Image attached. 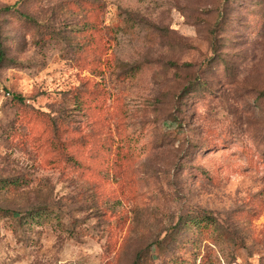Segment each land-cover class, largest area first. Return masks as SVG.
<instances>
[{"label": "rangeland", "instance_id": "obj_1", "mask_svg": "<svg viewBox=\"0 0 264 264\" xmlns=\"http://www.w3.org/2000/svg\"><path fill=\"white\" fill-rule=\"evenodd\" d=\"M0 55V264H264V0H0Z\"/></svg>", "mask_w": 264, "mask_h": 264}, {"label": "trees", "instance_id": "obj_2", "mask_svg": "<svg viewBox=\"0 0 264 264\" xmlns=\"http://www.w3.org/2000/svg\"><path fill=\"white\" fill-rule=\"evenodd\" d=\"M4 59V57L2 56V55H0V62L2 61ZM19 101L22 103V100H21V98L19 97ZM0 184H1V186H0V189H6V190H10L11 188H17L20 184H21V182H20V180H14V181H12V182H8V181H0ZM38 211H40V210H38ZM38 211H36L37 212V214H36V212H34L36 215H39L40 213H41V211L40 212H38ZM33 213V214H34ZM30 215H32V214H30ZM204 217H206V216H203L202 218H199V217H191V218H188L187 220H185L184 221V224L183 225H185V227H187V228H193V227H196V228H201V226H202V222H203V220L205 219ZM209 217V216H208ZM209 219V218H208ZM25 223V222H24Z\"/></svg>", "mask_w": 264, "mask_h": 264}]
</instances>
